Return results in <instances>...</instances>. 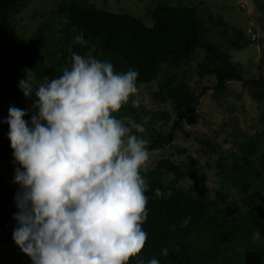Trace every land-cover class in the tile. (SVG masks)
<instances>
[{
	"label": "clouds",
	"instance_id": "9594fccd",
	"mask_svg": "<svg viewBox=\"0 0 264 264\" xmlns=\"http://www.w3.org/2000/svg\"><path fill=\"white\" fill-rule=\"evenodd\" d=\"M72 45L88 48L89 41L79 32ZM68 52L71 63L60 76L35 85L27 70L19 81L26 98L36 97L30 121L26 110L9 108L8 138L20 166L13 240L32 264H129L133 258L160 264L141 255L148 239L150 117L140 123L119 115L129 103L147 107L150 97L141 99L137 70L117 71L111 61L71 45ZM154 195L164 193L157 188Z\"/></svg>",
	"mask_w": 264,
	"mask_h": 264
},
{
	"label": "trees",
	"instance_id": "16d2710c",
	"mask_svg": "<svg viewBox=\"0 0 264 264\" xmlns=\"http://www.w3.org/2000/svg\"><path fill=\"white\" fill-rule=\"evenodd\" d=\"M25 5V0H0V108L9 94L22 92L19 86L7 85L11 62H20L40 78L47 76L51 79L62 74L59 68L48 66L39 50L40 46L47 47L46 34L51 30L48 21L39 25L29 41L15 32L16 16ZM58 12L64 20L61 36L54 45L51 56L58 53L65 67L71 63L68 52L71 45L77 53L91 51L97 58L111 61L117 71L137 70L138 85H150L159 77L164 64L179 69L197 50H203L205 56L198 64L199 75H215L217 83L214 86H205L197 93L184 77L173 73L161 81L159 90L154 93L158 101L172 103L175 118L169 132H149L147 127L152 115L147 111L138 113L132 107L133 114L130 113V116L137 122L143 123V117H150L145 127L151 151L173 145L178 131L184 130L183 121L188 112H196L203 95L210 90L219 94L230 80L245 82L249 96L257 102H264V74L259 73L246 82L239 65L230 60V54L219 45L204 40V9L197 5H171L167 0H160L152 10V25L132 14L97 8L90 0H64L58 3ZM215 24L221 25L225 31L230 28L222 18L216 19ZM233 29L240 35V29ZM79 32H83L89 41L88 48L72 45L73 37ZM236 46L239 44L236 43ZM55 61L54 58L53 62ZM159 114L170 119L166 112ZM119 115L129 113L122 112ZM0 127L9 128L6 120L1 117ZM204 142L208 149L203 152H219L212 140ZM254 144L255 140L251 139L242 150L243 154H255L257 150ZM175 148L177 154L172 153L160 159L152 173L146 174L150 186L147 195L150 200L149 217L143 229L147 232L148 239L141 255L146 260L156 256L160 264H264V248L255 240L259 230L264 244V223L244 218L224 222L210 213L209 201L198 194L207 187V172L197 168L195 164L184 167L178 162V155L186 152V149ZM193 160L190 157V161ZM10 161L14 162V157L8 133L0 130V227L13 238V231L18 226L14 219V214L19 211L16 204L18 191L15 185L1 175L3 166L11 171ZM216 168L219 176L226 178L228 164L225 156L218 157ZM164 173H171L172 180L165 182ZM182 179H190L192 185L188 189L177 186ZM157 188L162 190L163 197H155ZM247 194L250 201L258 200ZM185 220L188 221L187 226H184ZM164 248L168 249L166 257L162 254ZM24 255L22 252V256ZM129 264H136L135 258Z\"/></svg>",
	"mask_w": 264,
	"mask_h": 264
},
{
	"label": "rangeland",
	"instance_id": "374dc122",
	"mask_svg": "<svg viewBox=\"0 0 264 264\" xmlns=\"http://www.w3.org/2000/svg\"><path fill=\"white\" fill-rule=\"evenodd\" d=\"M64 0H28L20 14L16 16L15 32L23 39L29 41L33 32L44 21H48L51 30L46 34L47 47H39L48 66L63 70L65 67L57 53L51 56L54 45L61 36V27L64 20L58 12V3ZM160 0H90L97 8L115 13H128L141 17L148 25L153 24L152 10ZM164 1V0H162ZM171 5L199 6L204 9L205 31L204 40L219 45L230 54V60L238 64L243 79L248 80L264 74V0H167ZM222 18L228 22L230 28L225 31L221 25L215 24L216 19ZM213 21H212V20ZM214 22V24H213ZM236 27L240 29V35L236 33ZM254 37L256 40H253ZM236 43L239 46H236ZM203 50H197L196 54L182 63L179 69H174L170 64H164L159 77L150 85H138L141 99L147 95L150 103L147 107L135 108L138 113L149 112L152 117L147 129L149 132L158 130L169 132L175 113L170 101H158L154 93L159 90L160 83L168 75L177 73L184 77L191 88L199 93L205 86H214L217 83L215 75H199L198 64L204 59ZM53 57V58H52ZM55 58V63L53 62ZM262 66V68H259ZM29 70L20 62H11L10 76L7 81L9 87L19 86V81L25 78ZM35 77L34 84L43 83L44 78ZM248 86V85H247ZM36 97L26 98L23 92L9 94L2 107L0 117L8 119L9 108L15 106L26 110L29 115L25 117L30 121L32 104ZM132 104L125 106L120 113L131 111ZM166 112L170 119L160 116ZM135 114V113H134ZM184 130L178 131L174 144L157 151H152L149 162V173L155 169L157 162L176 153L175 147L186 149V152L178 155V162L184 167L195 164L208 174L207 187L198 193L210 203L209 212L217 216L221 221L230 222L244 218L247 221L264 223V102L253 100L243 81L230 80L226 88L219 94L208 91L201 98V104L196 112H188L184 121ZM4 133L9 128L0 127ZM212 140L217 146L218 153L203 152L208 149L204 140ZM255 140L257 152L253 155L243 154L249 141ZM175 145V147H174ZM177 154V153H176ZM220 155L226 157L228 164L226 178H221L216 168V161ZM193 157V161H190ZM10 170L3 166L1 175L17 187L14 182L13 171L19 167L10 161ZM173 175L164 173L165 182L172 180ZM177 186L188 189L192 185L190 179H182ZM258 198L250 201L248 194ZM245 194V196H244ZM260 199V200H259ZM249 216V217H248ZM259 230L255 240L264 248ZM0 264H32L31 259L24 255L9 236L5 229L0 227Z\"/></svg>",
	"mask_w": 264,
	"mask_h": 264
},
{
	"label": "water",
	"instance_id": "95a60500",
	"mask_svg": "<svg viewBox=\"0 0 264 264\" xmlns=\"http://www.w3.org/2000/svg\"><path fill=\"white\" fill-rule=\"evenodd\" d=\"M25 1H28V0H25ZM253 40H256V38L254 37V39Z\"/></svg>",
	"mask_w": 264,
	"mask_h": 264
}]
</instances>
